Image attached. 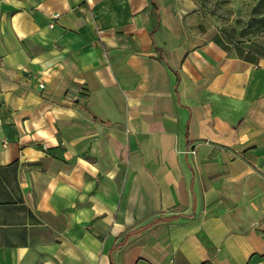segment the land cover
<instances>
[{
    "label": "crops",
    "instance_id": "0c3cea01",
    "mask_svg": "<svg viewBox=\"0 0 264 264\" xmlns=\"http://www.w3.org/2000/svg\"><path fill=\"white\" fill-rule=\"evenodd\" d=\"M193 8L0 0V264H264V35Z\"/></svg>",
    "mask_w": 264,
    "mask_h": 264
},
{
    "label": "rangeland",
    "instance_id": "374dc122",
    "mask_svg": "<svg viewBox=\"0 0 264 264\" xmlns=\"http://www.w3.org/2000/svg\"><path fill=\"white\" fill-rule=\"evenodd\" d=\"M196 17L210 20L211 29L248 37L264 35V0H192ZM237 33V34H238Z\"/></svg>",
    "mask_w": 264,
    "mask_h": 264
},
{
    "label": "built area",
    "instance_id": "2783aa9c",
    "mask_svg": "<svg viewBox=\"0 0 264 264\" xmlns=\"http://www.w3.org/2000/svg\"><path fill=\"white\" fill-rule=\"evenodd\" d=\"M58 14L57 13H54L53 15H51V18L52 19H56V18H58ZM49 26H52V24H50ZM42 85L41 84H39V87H41ZM187 153H190V154H193L194 153V150L193 149H189L188 151H186Z\"/></svg>",
    "mask_w": 264,
    "mask_h": 264
}]
</instances>
